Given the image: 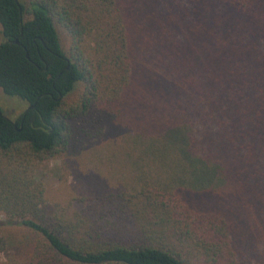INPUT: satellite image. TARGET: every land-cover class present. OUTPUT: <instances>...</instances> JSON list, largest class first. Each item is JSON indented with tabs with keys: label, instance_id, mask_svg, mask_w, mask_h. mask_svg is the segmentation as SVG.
<instances>
[{
	"label": "trees",
	"instance_id": "trees-1",
	"mask_svg": "<svg viewBox=\"0 0 264 264\" xmlns=\"http://www.w3.org/2000/svg\"><path fill=\"white\" fill-rule=\"evenodd\" d=\"M0 27L32 106L0 113V264H264V0H0Z\"/></svg>",
	"mask_w": 264,
	"mask_h": 264
},
{
	"label": "rangeland",
	"instance_id": "rangeland-1",
	"mask_svg": "<svg viewBox=\"0 0 264 264\" xmlns=\"http://www.w3.org/2000/svg\"><path fill=\"white\" fill-rule=\"evenodd\" d=\"M4 40V37L1 33V27H0V42ZM26 103L23 102L21 99H18L16 97H11L3 93L2 89L0 88V107L3 111V114L11 119L12 121L17 120L20 115L26 110ZM97 157V156H96ZM156 160L159 162L155 164L157 168L162 167V170H165V173L167 175H164L162 182L170 183L171 185L178 183L183 178L182 174L179 172L182 168L179 166V162L177 160H171L168 156H157ZM116 171L118 168L115 166L114 168ZM61 170V161L60 159H52L50 161H46L43 163L37 170V174L39 176H43L42 178L48 189V195L49 198L52 200H61V197L58 190H60V185L62 184L61 181L57 178V172ZM67 187L70 189H74L71 187L70 182L66 184ZM4 220V216L0 214V221ZM2 234L0 230V235ZM9 243L8 244H15V243H26L29 240V237L27 235H23L21 232H18L16 230L9 232ZM6 252V251H5ZM1 251L0 252V258L3 260H9L7 258V254Z\"/></svg>",
	"mask_w": 264,
	"mask_h": 264
},
{
	"label": "water",
	"instance_id": "water-1",
	"mask_svg": "<svg viewBox=\"0 0 264 264\" xmlns=\"http://www.w3.org/2000/svg\"><path fill=\"white\" fill-rule=\"evenodd\" d=\"M17 41H18V39H17ZM32 106H29L27 109H26V111L25 112H27L30 108H31ZM0 113L2 114V109L0 108ZM5 116V115H4ZM6 117V116H5ZM8 120H10V121H12L11 119H9L8 117H6Z\"/></svg>",
	"mask_w": 264,
	"mask_h": 264
},
{
	"label": "flooded vegetation",
	"instance_id": "flooded-vegetation-1",
	"mask_svg": "<svg viewBox=\"0 0 264 264\" xmlns=\"http://www.w3.org/2000/svg\"><path fill=\"white\" fill-rule=\"evenodd\" d=\"M1 108V107H0ZM3 112V111H2Z\"/></svg>",
	"mask_w": 264,
	"mask_h": 264
}]
</instances>
